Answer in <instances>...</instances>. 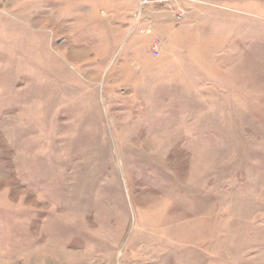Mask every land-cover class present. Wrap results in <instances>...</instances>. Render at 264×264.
Here are the masks:
<instances>
[{"label": "rangeland", "instance_id": "obj_1", "mask_svg": "<svg viewBox=\"0 0 264 264\" xmlns=\"http://www.w3.org/2000/svg\"><path fill=\"white\" fill-rule=\"evenodd\" d=\"M137 13L0 0V264H264V0Z\"/></svg>", "mask_w": 264, "mask_h": 264}, {"label": "built area", "instance_id": "obj_2", "mask_svg": "<svg viewBox=\"0 0 264 264\" xmlns=\"http://www.w3.org/2000/svg\"><path fill=\"white\" fill-rule=\"evenodd\" d=\"M136 1H137V4H138V13L136 14V17L138 19L140 17V15H141V12L144 10V8H145V6L147 4L160 2L162 0H136ZM163 1H166V0H163ZM161 43L162 42L160 40H157L153 44L152 50H153V53L155 55H159L160 50H161Z\"/></svg>", "mask_w": 264, "mask_h": 264}, {"label": "crops", "instance_id": "obj_3", "mask_svg": "<svg viewBox=\"0 0 264 264\" xmlns=\"http://www.w3.org/2000/svg\"><path fill=\"white\" fill-rule=\"evenodd\" d=\"M69 257V256H68ZM66 264V263H65Z\"/></svg>", "mask_w": 264, "mask_h": 264}]
</instances>
